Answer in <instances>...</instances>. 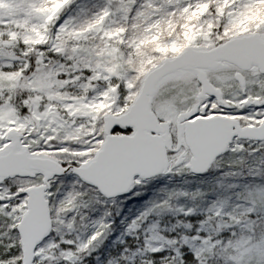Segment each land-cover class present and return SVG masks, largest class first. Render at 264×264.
I'll return each mask as SVG.
<instances>
[{
  "label": "snow or ice",
  "instance_id": "6c2138e0",
  "mask_svg": "<svg viewBox=\"0 0 264 264\" xmlns=\"http://www.w3.org/2000/svg\"><path fill=\"white\" fill-rule=\"evenodd\" d=\"M72 3L73 0H42L33 4L30 11L42 17L43 30L33 28L32 35L22 37L17 33L0 36V41L8 46H21V56L27 57L23 67H17L18 57L11 53L0 56V264H78L109 230L104 217L110 213L105 210L88 234L66 238L86 220L87 213L82 209L118 201L136 186L159 174L172 173L173 169L176 173L185 169L203 173L217 156L225 153L229 155L230 167L245 163L240 153L251 155L261 150L264 157V0H196L194 4L143 0L139 7L136 0H121L119 10L126 14V20L142 18L151 27H158L165 20L170 29H182L184 37L183 42L156 44L157 55L137 67L128 61V72L135 83L120 75L118 64L103 67L96 62L95 49L87 45L90 32H98L106 42L124 44L128 27L105 28L112 15L108 6L75 24L74 17L64 18ZM253 16L258 18L255 31L239 27ZM175 17L184 22L177 24ZM205 17H213L217 23L209 22L208 30L201 32L195 22ZM200 35L207 43L197 42ZM158 39L152 34L130 46L140 48ZM32 46H36V57L31 55ZM118 51L116 47L111 49L112 53ZM47 53L63 57L74 68L64 71L60 65L48 73L64 87L80 83L87 92L89 88L95 90L96 80L120 81L90 99L85 95L84 103L89 107L108 100L110 90L119 97L123 89L126 96L131 94L128 98L143 100L162 81L182 75H191L196 81L198 103L176 117L179 125L169 135L170 145L161 143L165 116L155 115V121L149 116L139 122L132 115L135 106L129 107L127 99L114 106L113 115L105 118L104 131L98 136L89 133L92 140L84 142L86 138L72 134L75 123L69 127L50 120L42 104L33 109V94L39 93L38 98L43 100L44 92L31 82L27 86L20 83L22 78L35 74L34 64L46 66ZM226 70H234L239 76L229 72L224 81L206 82L210 73ZM248 73L260 82L261 91H253L258 85L254 82L250 86L246 80L235 95L225 91L231 81ZM17 88L21 89L19 103ZM63 103L68 107L71 100ZM248 141L255 143L256 149L251 144L246 147ZM250 172L264 179V158ZM66 173L74 179L65 187L61 177ZM188 195L168 191L165 198L153 201L133 219L128 231L138 228L154 211L192 214V207L171 206L173 198ZM235 196L239 202L231 205L226 201L213 202L208 208L211 215L200 221L196 235L183 237L179 246L175 238L161 236L156 232L158 225L151 224L147 230L154 234L145 237L144 250L159 254L166 244L171 255H160V264H185V247L195 264H207L210 259H214V264H264V182L249 185ZM213 217L216 224L209 231ZM184 227L190 229L191 225ZM225 232L227 237L222 235ZM149 240L164 243L154 245ZM217 248L223 249L222 256L217 257ZM147 264H152V260Z\"/></svg>",
  "mask_w": 264,
  "mask_h": 264
},
{
  "label": "rangeland",
  "instance_id": "374dc122",
  "mask_svg": "<svg viewBox=\"0 0 264 264\" xmlns=\"http://www.w3.org/2000/svg\"><path fill=\"white\" fill-rule=\"evenodd\" d=\"M42 0H0V36H3L7 33H17L18 37L24 35H32L33 28H39L43 30V19L41 16L34 14L30 11L33 4H40ZM121 0H73L71 7L66 9L64 18L67 16L74 17L73 23L80 24L85 19L90 17L94 12H96L100 7L108 6L112 10V15L108 19L105 28L115 29L121 25H126L128 27V32L125 36V43L119 44L116 40L106 42V38H101L98 32H90L88 34L87 45L90 48L95 49L94 60L100 63L103 67H110L113 64L119 65V72L122 77L127 76L129 80H132L135 83L132 75H129L128 69L130 65L128 61H131L132 67L139 66L142 62L154 58L157 54L154 52V47L156 44H165L170 40H180L183 42L184 37L182 35V29L179 33H171L168 37L163 38L159 35V26L151 27L150 24L142 20L140 23V28L142 31H145L146 28H150V31H146L147 34H155L158 36V40L155 41V44L152 46V49L149 51H140L137 55L133 56L132 52H129L130 45L134 43H139L140 39H136L135 35L131 33L130 25H132L133 20H126L125 13H122L119 10ZM143 2V0H136L137 7ZM195 3L196 0H182V3ZM257 17L253 16L248 18L242 25L239 27H246L249 31H255L257 25ZM137 20V19H136ZM135 20V21H136ZM62 22V21H61ZM184 22V21H183ZM213 24L217 21L213 17H205L199 21H196L197 27L203 31L208 30V23ZM6 38V37H5ZM199 43H207L203 35H200L198 38ZM33 47V52L31 55L36 57L38 52L36 51V46ZM116 47L119 49L118 52L112 53L111 49ZM134 47V46H132ZM135 48V47H134ZM15 49L17 53L15 52ZM133 51V50H132ZM9 53L13 54L15 57L19 58V63L17 67H23V63L27 57L21 56V46H8L0 41V56H6ZM171 53H166L170 55ZM47 64L36 63L34 67L36 72L34 75L29 76L26 80L27 83L31 84L44 92V99L41 100L38 98L39 93H34L31 103L33 109H36L41 104L43 105V110H46L49 114V119L52 121H59L64 125L69 127L75 123L76 127L72 128V134L77 138H86L84 142H89L92 140V137L89 136V133H94L95 135H100L102 133V116L105 113H113L114 106L118 104H123L125 99L127 103L131 101V98H128L131 94L126 96L124 90H121L120 96L117 97L114 91L109 92L108 100H101L97 102L96 107H89L84 103V96L87 95L89 99L94 96L97 92L104 90L105 88L112 89V86L118 84L119 80H112L111 83L108 80L100 79L94 81L95 90L89 88L87 92L81 86L80 83H70L67 87H64L61 83L57 82L53 77L48 73L54 72L58 69L60 65H63L64 71H74V68L67 65L66 60L63 57L47 53ZM135 59L132 62V60ZM47 68V71L45 70ZM111 75V74H108ZM228 77V76H227ZM227 77L221 76L217 78L216 81H224ZM190 77L187 78L184 76L180 80H175L165 84L164 87L156 94L155 99L152 103V108L156 115L165 116V120H170L172 122L171 129H174V123L176 121V116L179 112L185 111L189 103V97L192 92H189L190 88L184 93V98L180 101H177L174 94H169V91H172L176 86L181 84H188ZM189 82L188 86L191 85ZM249 85L256 83L258 86L253 89V91H261L262 86L259 81H255L254 78L249 79ZM27 84V85H28ZM228 87V85L226 86ZM169 94V95H168ZM50 97L51 99H48ZM71 100L70 106L66 107L63 101ZM102 105V106H100ZM70 113V118H69ZM37 126L43 130V126L40 122H36ZM63 131V129H61ZM248 144H251L252 149H256L257 145L251 141L246 142V147ZM245 153V163L240 166L239 173H228L220 172L219 175L211 176L210 178H205L199 183H195L189 175L188 170H182L179 173L175 172L173 169L172 173L166 175H158L155 178L149 179L144 184L136 186L132 192H138L139 195H129L127 200H141L144 202V209L148 207L153 201H159L162 198L166 197L168 191H183L189 193L187 197H178L173 198L171 201V206L174 209L175 207L194 208V212L189 215L177 214L174 211H162L156 213L155 211L151 213L145 220L140 223V226L133 231H128V224L135 219L141 212L136 211L133 217H130V220L123 225V230L125 234L122 237L125 245L123 249L120 250L118 256L119 261H125V258L130 257L131 251L136 252H146L144 250L145 237H148L154 233L147 230L151 224H157L158 227L156 232L161 236L168 237L169 239L175 238L177 240V246L180 245L182 238L185 236L192 237L196 235V229L200 227V221L204 220L207 215H211L208 212L209 206L216 202L217 204L220 201H225L226 196L232 195V188L243 185L246 183V186L256 185L264 182L258 175H253L250 172L251 168L260 166V160L262 157L261 150H257L253 154L249 152ZM171 161V160H170ZM218 167V166H217ZM68 177H72L69 173ZM63 176V177H67ZM64 180V179H63ZM59 183V180L56 181ZM200 193V195L193 197L192 193ZM106 203L104 205H96L95 208L82 209V211L87 213V218L83 224H78L77 229L72 233L68 234L66 238L75 239L77 236H84L89 232L85 230V225L89 226L90 231L95 227V221L103 217V212L107 210L110 215L104 217V221L109 224V230L106 232H111L113 224L115 223V214L110 211L109 207L114 206L115 204ZM106 206V207H105ZM79 218L77 217V220ZM148 221L145 225L143 222ZM185 224H190L191 228H185ZM216 224V219H213L209 222L208 228L209 231L214 230ZM114 230H112L113 232ZM223 236L227 237L228 233H222ZM124 238V239H123ZM123 243V244H124ZM150 244H161L164 243L162 240L152 241L149 240ZM165 247L167 245L165 244ZM187 248V247H185ZM96 249V248H94ZM184 249V248H183ZM216 253L223 255V249L217 248ZM78 264H114L109 258H101L97 253L84 254L81 258V261Z\"/></svg>",
  "mask_w": 264,
  "mask_h": 264
},
{
  "label": "trees",
  "instance_id": "16d2710c",
  "mask_svg": "<svg viewBox=\"0 0 264 264\" xmlns=\"http://www.w3.org/2000/svg\"><path fill=\"white\" fill-rule=\"evenodd\" d=\"M173 19L177 24L183 23V19L180 17H175ZM140 23H142V20L140 18H137L136 21H132V25L131 24H128V25H130L129 30H131V33L135 35V38L141 40L145 36H149L151 34H147L146 31H142V29L139 26ZM157 31H159V35H161V37L166 38L174 31L175 33H179L180 28L176 27V28L170 29L167 25V22L165 20H161L159 23V30ZM154 44L155 42L149 43V44L143 45L140 48H136V47L134 48L130 46L129 52H132L133 56H135L137 55L138 52L142 50L143 51L151 50ZM15 52L17 53L16 49H15ZM34 52L35 51H33V54ZM134 60L135 59H133L132 62ZM20 83L26 86L28 84L27 80L23 78L21 79ZM188 88H190V86L186 84H181L179 86H176V88H174L172 91H169L168 93L172 95L174 94V96H176L177 101H180L181 99L184 98V93H186V90H188ZM20 92H21V89L17 88L16 90V102L17 103H19L21 99ZM238 155H240L241 157H244V159L246 158L245 153H240ZM232 159H235V157H232ZM208 171L209 172L206 174H198V175L189 172V175L195 183H199V181L205 178H210L211 176L219 175L221 171L228 172L230 174L239 173L240 166L230 167L229 166V155L225 153L224 155L216 159V161L212 164V166L209 168ZM61 179H64V186L66 187L70 184L71 180L74 179V177L67 176V177H61ZM245 187H247L246 183L232 188V192H231L232 195L226 196V200H225L228 203V205L239 202L236 200L235 193L243 190ZM131 192L119 197L118 201H114L113 204L115 205L112 207H109L110 211L114 210L112 212L115 214V223L113 224L112 229H110L111 232L104 235L102 242L99 243L98 246L95 247L96 249L92 250V253H97L100 259L107 257L110 260H112L114 264H147V261L149 260H152V264H160L159 262L160 255H164V256L171 255L170 249L165 247L161 250L159 254L147 253V252H136L135 253L134 251H131L130 257L125 259V261H119L120 259L118 260V256L121 253L120 250L124 248V246L122 245H125L124 241L126 240V239L124 241L122 240V237L125 234V231L123 230V227H124L123 225L127 222V220L128 221L130 220V217L134 216V213L136 211L142 212L144 210V205H145L144 202L141 200H136V201L127 200L129 197H131L129 196V195H132L133 192L132 193ZM108 203H112V202H108ZM147 222L148 221L146 220V222H143L142 224L145 225ZM89 226L90 225L88 224L87 226L86 225L84 226L85 230L88 232H90ZM112 230L114 231L112 232ZM182 251L184 252V256H185V264H195V262L191 259V252L187 248L182 249ZM219 256L221 255L217 254V257ZM207 264H214V259L208 260Z\"/></svg>",
  "mask_w": 264,
  "mask_h": 264
},
{
  "label": "water",
  "instance_id": "95a60500",
  "mask_svg": "<svg viewBox=\"0 0 264 264\" xmlns=\"http://www.w3.org/2000/svg\"><path fill=\"white\" fill-rule=\"evenodd\" d=\"M184 76H185V75H182V76H180V77H176V78H172V79H170V80L162 81V82L157 86V88L154 89L153 92H152L150 95H148V96H147L145 99H143V100H137L135 97H132V99H131V101L129 102L128 105H129V107H132L133 105L135 106V111L132 113V115L134 116V118H135L137 121H139V122H143V121L146 119V117L151 116L152 119H153V121H155V115H156V113H155V111H154V108H152V103H153V101H154V99H155L156 94L162 89V87L165 86V84H167V83H169V82L171 83V82H173V81H175V80H180V79H182ZM235 76H239V74L236 73ZM207 80H209L208 77H206V82H207ZM237 81H239L241 84H243V76L240 77V79H238ZM198 92H199V90L197 91L196 96L198 95ZM190 109H191V108H190ZM190 109L185 110V111H183V112H187V111H189ZM180 113H181V112H180ZM180 113H178L177 116H179ZM111 115H113V113H110V112L105 113V114L102 116V121H104L106 117L111 116ZM177 116H176V117H177ZM164 124H165V126H164V129H163L162 135H161V143L164 144V145H170L169 135H170V133H171V129H170V127H171V121H170V120H165ZM176 124L179 125V121H178V120L176 121ZM103 131H104V123H102V132H103ZM139 134H140V133L138 132V135H139ZM218 157H220V156H217L216 159H217ZM215 161H216V160H215ZM215 161H214V162H215ZM169 162H170V161H169ZM214 162H213V163H214ZM213 163H212V164H213ZM208 170H209V169H208ZM208 170L205 171V172H203V173H194V174H196V175H198V174H205V173L208 172ZM66 174H67V173H66ZM66 174H64V175H66ZM159 175H166V174H159ZM157 176H158V175H157ZM153 178H154V177H153Z\"/></svg>",
  "mask_w": 264,
  "mask_h": 264
},
{
  "label": "flooded vegetation",
  "instance_id": "af4514ba",
  "mask_svg": "<svg viewBox=\"0 0 264 264\" xmlns=\"http://www.w3.org/2000/svg\"><path fill=\"white\" fill-rule=\"evenodd\" d=\"M229 72H231V74L233 75V76H235L236 75V72L234 71V70H226V71H223V72H212V73H210L209 75H208V78L211 80V81H216V79L217 78H220L221 76H224V77H227L228 75H229ZM187 78H189L190 77V80H191V82H190V84L191 85H189L191 88H190V90H189V92H192L191 94H190V97H189V103H188V107L187 108H190L191 107V105L192 104H194V103H198V100L196 99V93H197V91L199 90L198 89V87H197V84H196V81L192 78V76L191 75H187L186 76ZM251 78H254L255 79V77L253 76V74L252 73H248V74H245L244 76H243V82L246 80L247 82L249 81V79H251ZM189 82H188V84H189ZM249 83V82H248ZM185 84V83H184ZM187 83H186V85H188ZM240 87H242V84L239 82V81H237V80H233V81H231L229 84H228V87H226L225 88V91H229V92H231L233 95H235L236 94V92L238 91V89L240 88ZM187 91V90H186ZM256 92H259V91H256ZM172 127V126H171ZM176 127H178V125L176 124V123H174V129L176 128Z\"/></svg>",
  "mask_w": 264,
  "mask_h": 264
}]
</instances>
